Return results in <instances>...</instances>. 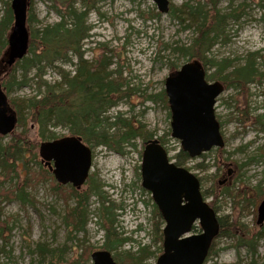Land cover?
Masks as SVG:
<instances>
[{
  "label": "rangeland",
  "instance_id": "1",
  "mask_svg": "<svg viewBox=\"0 0 264 264\" xmlns=\"http://www.w3.org/2000/svg\"><path fill=\"white\" fill-rule=\"evenodd\" d=\"M6 1L10 5L11 0H0V17ZM185 1L195 4L198 0H170L178 8ZM228 1L221 0L219 8L223 9ZM241 2L245 3L242 19L227 22L225 40L218 39L209 57L217 62L229 59L232 67H239L246 62L249 54L254 53L257 72L261 75L237 88L220 78L231 68H226L217 76H212L214 67L207 65L204 68L208 81L218 80L226 87L214 106L225 146L211 149L184 165L201 179V189L207 191L206 201L213 202L218 217L224 221L225 234L215 238L204 264H264V224L262 227L256 224L257 206L264 198V23L261 19L264 1L235 0V4ZM57 8L64 9L53 0H30L28 13L31 14V21L27 23L28 28H40L58 21ZM97 8L90 9L86 17L90 37L83 41L84 59L97 62L104 55L112 63L108 69L120 68L121 77L134 92L110 108L105 116L109 122L115 120L113 116L119 115L134 124H142L156 138L163 137L168 155H175L180 146L179 141L170 136L171 118L166 95L163 100L159 96L155 99L151 96L164 92V79L187 62L172 48L189 44L194 37L193 28H184L188 21L181 23L171 13L159 14L152 0H101ZM2 54L0 51V58ZM76 61L73 58L71 62H61L60 67L72 72ZM2 75L3 80L6 75ZM43 78L48 83L59 80L52 68L46 69ZM34 87L33 82L28 87H15L7 93V97L19 102L34 94ZM26 115L25 126L17 128L16 132L25 130L26 140L32 147L26 160L27 170H18L11 175L12 178L0 175V194L16 186V182L19 187L30 172L39 173V166L45 169L38 155V145L43 139L39 136V128ZM50 130L57 138L71 135L67 128L61 126ZM110 131L120 132L114 128ZM9 140L10 136H4L2 144ZM132 143L124 146L122 154L102 145L86 143L92 149L89 175H93V181L86 180L78 192L85 193L96 184L106 204L113 203V227L119 237L128 240L112 250V254L123 250L135 251L138 245H150L154 252L146 263L155 264L162 250L159 251L158 242H152L156 216L152 213L151 195L141 186L143 140L137 137ZM39 163L41 165L38 166ZM48 174L50 177L31 180L30 186L25 189L29 202L23 206L17 198L8 200L0 197V264H51L49 258L42 261L38 256L35 251L37 243L55 249L63 257L60 264L76 260L84 245H91L93 251L104 249L106 233L100 221L104 225L106 221L99 213L101 202L98 196L93 192L89 194L84 230L75 232L64 222L65 214L75 204V199L68 196L71 185H60L61 189H56L57 182L50 172ZM220 181H223L222 184H219ZM260 192L261 195L252 203L251 199H255ZM63 194L68 198L64 199ZM234 222L241 223L251 233L262 229L263 236L256 243L255 255L246 246H238L241 232L226 225ZM193 232H200V227L196 226ZM81 263L90 264V259Z\"/></svg>",
  "mask_w": 264,
  "mask_h": 264
},
{
  "label": "trees",
  "instance_id": "2",
  "mask_svg": "<svg viewBox=\"0 0 264 264\" xmlns=\"http://www.w3.org/2000/svg\"><path fill=\"white\" fill-rule=\"evenodd\" d=\"M53 1L57 6L64 7L63 10L57 8L59 20L40 28H28L29 48L27 55L21 60H17L10 70H5L6 76L1 81L6 93L12 92L15 87L17 89L28 87L30 82L35 85L34 94L24 97L19 102L9 98L11 106L17 112V128L25 126L24 115L26 113L32 123L39 128V136L42 139L55 138L50 128L61 126L67 128L71 134L79 135L86 143H93L97 146L103 145L109 149L117 150L120 154L124 153V146L133 145L132 140L137 137H140L143 142L154 137V133L146 130L142 124H134L119 115L113 116L115 120L109 122L108 117L105 116L110 108L124 98L132 96L134 92L133 89L129 88L127 81L121 77L120 68L107 71L105 67H102L103 65L101 67L98 65L100 61L90 62L84 59L83 41L90 37V26L86 24V17L90 9H98L97 5L101 0ZM262 1L264 0H259V2ZM220 3L221 0H198L195 4L185 1L178 8L170 2L169 13L179 18L181 23L188 21L184 28L190 29L192 27L194 33V37L189 44L176 45L172 49L173 52L181 55L187 61L197 60L204 68L207 65L214 67L215 71L212 76L222 74L226 68H231L228 73L220 77L221 81L242 88L247 82L254 81L257 76L261 75L257 72L254 53L249 54L246 62L239 67H232V62L229 59H221L217 62L210 58L209 54L218 39L225 40L227 22L230 20L238 22L243 17L245 3L235 4V0H229L223 9L219 8ZM4 4L5 10L0 17V51L3 53L7 48L6 37L13 22L10 5L7 1ZM76 4H79V7H76ZM155 15L158 16L159 14L156 13ZM261 19L264 23V13ZM30 21L31 14L29 12L27 23ZM73 58L77 59L76 69L74 70L75 73L73 72L74 74L70 75L71 72L63 70L60 64L61 62H71ZM101 58L106 61L104 63L111 64L104 55H101ZM48 68L56 70L59 80L48 83L43 78ZM32 71L33 75L30 76ZM0 76L3 75L0 74ZM224 88L226 87L224 86ZM158 96L163 100L165 94L162 91L159 95L151 97L155 99ZM111 128L120 132L110 131ZM24 131L17 133L15 129L10 135V140L5 144H2L3 137H0V175L12 178L11 175L18 172V170H27L26 160L32 152V147L27 142ZM158 139L161 144H165L163 137ZM171 158L178 166H184L189 162L187 153L181 149ZM19 163L21 167H19ZM39 165L41 164L39 163ZM38 171L39 173L36 174L34 171L30 172L19 187V183L16 182L14 183L16 186H11L6 191L3 190L0 197L8 200L17 198L22 206L25 202H29L28 194L25 191L27 180L30 183L33 179L50 177L48 171L40 166ZM89 181H93V175H89L87 182ZM222 182L220 181L219 184H222ZM54 188L60 190L61 186L55 184ZM92 192L98 196L101 202L99 213L102 219L106 221L105 225L100 221V225L103 226L106 233L103 248L109 251L115 250L128 238L119 237L118 232L115 231L113 227L115 219L112 212L114 205L113 203L106 204L107 201L100 194L99 187L96 184L85 193L78 192L73 187L69 188L68 196L75 199V204L65 214L64 222L67 226H72L75 232L84 230L88 196ZM206 192L202 193L204 197H206ZM260 195L261 192L256 195L255 199H251V202H255ZM63 196L64 199L68 198L66 194H63ZM30 201L34 203L33 199H30ZM209 204L214 209L213 202ZM152 213L153 216H156L152 242H158V248L161 251L163 221L154 204H152ZM218 221V235H224V221L220 217H218ZM226 225L235 227L234 230L241 232L237 240L238 246H246L247 250L255 255L256 243L263 236L262 229L251 233L241 223L234 222ZM262 225L258 226L262 227ZM195 228L194 226L193 230ZM212 245L213 243L210 245L208 254L211 252ZM35 246V251L42 258V261L49 258L51 264L61 263L63 257L58 255L55 249H50L43 243H37ZM91 248V245H84L78 258L71 261L70 264H82L81 261L87 263L93 251ZM153 252L150 245H138L135 251L123 250L114 253L113 258L119 264H147L146 261L153 255ZM51 260L55 262L52 263Z\"/></svg>",
  "mask_w": 264,
  "mask_h": 264
},
{
  "label": "water",
  "instance_id": "3",
  "mask_svg": "<svg viewBox=\"0 0 264 264\" xmlns=\"http://www.w3.org/2000/svg\"><path fill=\"white\" fill-rule=\"evenodd\" d=\"M157 10L169 11V0H152ZM29 0H11L13 22L7 34V48L0 60V74L26 54L29 45L27 9ZM224 90L221 82H208L197 60L185 62L164 80L170 111V136L179 140L182 151L196 157L213 147L222 148L224 140L214 113L216 97ZM17 124V114L9 102L0 79V135H8ZM41 162L56 182L79 189L86 181L92 150L80 136L66 135L39 143ZM141 186L151 193L164 226L162 252L155 264H203L211 242L218 235L219 222L214 209L204 200L200 181L189 170L168 157L157 138L148 139L141 154ZM264 220V198L258 206L260 224ZM198 224L200 232L193 233ZM91 264H119L112 252L94 250Z\"/></svg>",
  "mask_w": 264,
  "mask_h": 264
},
{
  "label": "bare ground",
  "instance_id": "4",
  "mask_svg": "<svg viewBox=\"0 0 264 264\" xmlns=\"http://www.w3.org/2000/svg\"><path fill=\"white\" fill-rule=\"evenodd\" d=\"M241 19H242V18H241ZM241 19H240V20H241ZM83 50H84V49H83ZM84 52H85V51H84ZM108 60H109V59H108ZM104 61H105V60L102 59V60L100 61V64H98V65H99L100 67H101V65H103L102 67H105L106 70L109 71L108 68H109L110 65H112V63H111L110 65H108V64L104 63ZM105 62H106V61H105ZM74 65H75V64H74ZM96 67H98V66H96ZM75 69H76V66H75ZM75 69H74V70H75ZM74 70L70 73V75H73V74L75 73ZM73 72H74V73H73ZM260 117H262V115H260ZM51 128H53V127H51ZM102 146H103V145H102ZM28 186H30V183H27L26 188H27ZM26 188H25V189H26ZM27 194H28V193H27ZM27 198H28V195H27Z\"/></svg>",
  "mask_w": 264,
  "mask_h": 264
},
{
  "label": "flooded vegetation",
  "instance_id": "5",
  "mask_svg": "<svg viewBox=\"0 0 264 264\" xmlns=\"http://www.w3.org/2000/svg\"><path fill=\"white\" fill-rule=\"evenodd\" d=\"M257 219H258V206H257V218H256V224H257V225L264 224V220H263V222H262V223H260V224H259V223L257 222Z\"/></svg>",
  "mask_w": 264,
  "mask_h": 264
}]
</instances>
